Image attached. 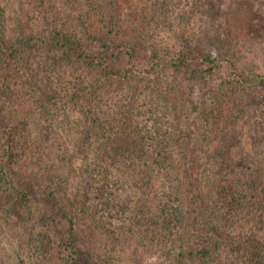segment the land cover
Here are the masks:
<instances>
[{"label": "trees", "instance_id": "1", "mask_svg": "<svg viewBox=\"0 0 264 264\" xmlns=\"http://www.w3.org/2000/svg\"><path fill=\"white\" fill-rule=\"evenodd\" d=\"M224 4L0 0V264H264V73Z\"/></svg>", "mask_w": 264, "mask_h": 264}, {"label": "rangeland", "instance_id": "2", "mask_svg": "<svg viewBox=\"0 0 264 264\" xmlns=\"http://www.w3.org/2000/svg\"><path fill=\"white\" fill-rule=\"evenodd\" d=\"M223 1L226 8V13L223 16L225 27L238 39L239 48L245 59L252 64L254 69L258 71L257 73H264V0ZM162 40L163 43L174 41L168 33H162ZM263 88H254L253 94L256 100L264 98ZM179 112L183 116L185 126L188 127L196 113L186 102L181 103ZM58 133L69 139V128H62L58 130ZM72 151L74 153L78 151L77 147L73 146ZM74 160V165L81 166L83 162L81 155L76 154Z\"/></svg>", "mask_w": 264, "mask_h": 264}]
</instances>
